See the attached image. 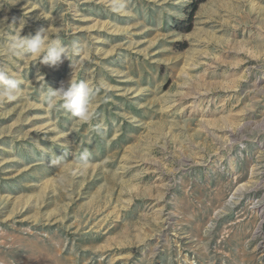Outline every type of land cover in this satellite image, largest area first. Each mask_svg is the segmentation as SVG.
<instances>
[{"label": "rangeland", "instance_id": "obj_1", "mask_svg": "<svg viewBox=\"0 0 264 264\" xmlns=\"http://www.w3.org/2000/svg\"><path fill=\"white\" fill-rule=\"evenodd\" d=\"M193 1L0 0V264H264V0ZM40 28L89 121L41 98L72 61L6 50Z\"/></svg>", "mask_w": 264, "mask_h": 264}, {"label": "clouds", "instance_id": "obj_2", "mask_svg": "<svg viewBox=\"0 0 264 264\" xmlns=\"http://www.w3.org/2000/svg\"><path fill=\"white\" fill-rule=\"evenodd\" d=\"M23 23V20H21ZM21 31H14L8 35L6 50L13 55L24 59L26 62L38 60L48 66H59L65 59L72 61L73 71L69 79L60 82L57 89L48 86L42 90L41 98L49 107L56 105L57 100H61V107L73 117L89 121L93 116L92 98L99 88L93 89L87 80H79L78 62L73 57H80L85 51V44L81 40H72L69 44L57 37L49 40L48 29L40 28L35 35L24 36ZM19 80L7 68L0 67V100L12 101L17 98L19 92ZM100 126H96L98 131ZM78 162L81 168L87 166L89 153L81 152ZM53 165L60 166L63 163L62 157L52 159Z\"/></svg>", "mask_w": 264, "mask_h": 264}, {"label": "trees", "instance_id": "obj_3", "mask_svg": "<svg viewBox=\"0 0 264 264\" xmlns=\"http://www.w3.org/2000/svg\"><path fill=\"white\" fill-rule=\"evenodd\" d=\"M197 6H198V1H193L191 3V11L189 12V17L187 19H185V22H181L179 25H178V28L181 29V30H185V31H188L191 29L192 27V19H193V15H194V12L196 11L197 9Z\"/></svg>", "mask_w": 264, "mask_h": 264}]
</instances>
